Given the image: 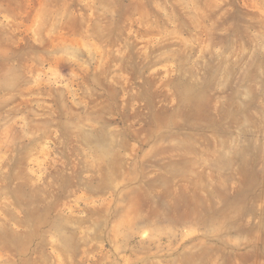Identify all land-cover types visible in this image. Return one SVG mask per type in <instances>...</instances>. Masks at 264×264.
<instances>
[{
	"label": "rangeland",
	"instance_id": "rangeland-1",
	"mask_svg": "<svg viewBox=\"0 0 264 264\" xmlns=\"http://www.w3.org/2000/svg\"><path fill=\"white\" fill-rule=\"evenodd\" d=\"M0 264H264V0H0Z\"/></svg>",
	"mask_w": 264,
	"mask_h": 264
}]
</instances>
